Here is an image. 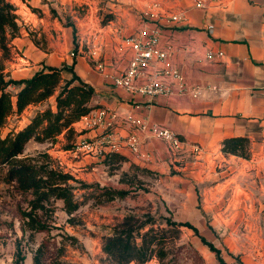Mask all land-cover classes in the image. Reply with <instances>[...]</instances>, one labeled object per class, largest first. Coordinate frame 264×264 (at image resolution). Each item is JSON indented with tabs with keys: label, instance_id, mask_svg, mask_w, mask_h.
I'll return each instance as SVG.
<instances>
[{
	"label": "crops",
	"instance_id": "crops-1",
	"mask_svg": "<svg viewBox=\"0 0 264 264\" xmlns=\"http://www.w3.org/2000/svg\"><path fill=\"white\" fill-rule=\"evenodd\" d=\"M198 1L204 2L205 7H196ZM157 3L160 19L154 25L161 34L159 47L172 48L168 63L180 71L186 93L146 98L127 93L107 78L121 74L133 56L124 37L139 36L145 26L137 20L132 6L121 9L123 23L119 21V26H113L115 29L108 26V33L96 38L97 41L89 37L75 39L71 27L58 28L54 22L55 38L49 33V23L34 14H30L29 25L20 24L18 35L11 39V56L3 64L7 79H29L48 67H72L95 89L92 112L107 111L105 122L98 126L87 127L85 118L73 124L78 139L75 144L84 139L98 140L108 129L114 133L113 141L102 146V155L56 152L60 167L67 164L66 154L79 159L74 162L76 167H95L94 171L123 158L118 161L121 172H129L131 167L156 172L158 167L231 169L243 167L244 162L257 164L264 157V0H158ZM171 13L182 14L185 22L165 25L161 18ZM41 39L45 45L40 43ZM96 45L102 50L105 75L98 73L90 62V53ZM163 66L158 64L159 69ZM168 85L176 91V84L168 82ZM195 90L199 93H194ZM40 106H28L20 117L31 116ZM128 117L172 130L182 140V149L175 151L168 143L139 133L129 125ZM130 135L139 137V155L128 147ZM230 138L249 139V160L222 152L224 140ZM194 147H199L200 153H195ZM259 171L257 167L255 173ZM100 180L110 181L111 176L96 178L97 182Z\"/></svg>",
	"mask_w": 264,
	"mask_h": 264
},
{
	"label": "rangeland",
	"instance_id": "rangeland-1",
	"mask_svg": "<svg viewBox=\"0 0 264 264\" xmlns=\"http://www.w3.org/2000/svg\"><path fill=\"white\" fill-rule=\"evenodd\" d=\"M8 1L16 7L19 26L29 25L30 14H34L49 23V33L55 38L54 22L58 28L75 29V39L89 37L94 41L108 33V26L115 29L113 26H119V21L123 23L121 9L132 6L137 20L145 23L143 13L158 0ZM11 35L7 31L5 39H0V67L11 56ZM41 42L46 43L43 39ZM62 77L69 80L72 75L63 71ZM9 90L16 93L15 88ZM56 96L57 93L52 100L40 103L31 116L20 117L23 112L12 114L0 132L1 138L21 131L39 111L49 108L56 111ZM63 134V139L57 138L54 145L30 141L23 156L46 153L57 162L56 152L70 151L78 140L76 132L69 139ZM66 155L67 164L61 169L89 186L84 188L70 182L75 199L81 202L72 216L75 224L67 222L69 216L64 204L57 200L53 203L51 218L49 213L45 215L50 227L35 234L24 231L23 227L22 213L29 208L31 194H23L14 184L7 183V167L0 166V264H14L17 249H21L25 257L23 264H33L34 254L41 245L43 264H114L103 253V240L127 215H137L142 220L148 215L153 218V228L159 239L157 253L144 264H220L200 236L221 251L226 264L239 261L264 264V157L257 164L244 162L243 167L231 169L158 167L156 172L131 167L129 172H121L118 160L113 161L114 166L94 171L95 167H76L74 162L79 159ZM250 158L251 153L246 160ZM257 167L260 171L255 173ZM107 175L111 176L110 181H96V178L106 179ZM104 190L114 195L112 200L102 196ZM118 191L127 194L120 197L116 194ZM186 222L197 228L199 235L187 227L170 224ZM148 229L149 226L145 231Z\"/></svg>",
	"mask_w": 264,
	"mask_h": 264
},
{
	"label": "trees",
	"instance_id": "trees-1",
	"mask_svg": "<svg viewBox=\"0 0 264 264\" xmlns=\"http://www.w3.org/2000/svg\"><path fill=\"white\" fill-rule=\"evenodd\" d=\"M32 11L35 12L36 9L32 8ZM15 12L16 7L12 3L0 0L1 40L5 39L7 31L11 32L12 38L18 35L20 26ZM52 13L55 15V11L52 10ZM63 71H67L72 77L69 80L63 79ZM10 88H15L16 93L13 94ZM56 93V111L51 108L39 111L21 131L11 133L4 139L0 136V166L7 167L5 180L14 184L17 191L32 196L28 202V210L22 213L24 231H30L32 234L44 232L50 227L45 215L49 213L51 218L54 211L53 203L57 200L64 204V211L69 216L67 222L74 225L75 219L72 216L79 210L81 202L75 199L74 187L70 182L79 183L84 188L89 186L65 173L46 153L31 157L23 156L26 145L32 140L54 145L63 133H66L69 139L75 132L73 124L94 110L91 102L96 92L74 72L72 67L68 68L65 65L61 68L48 67L24 80L7 79L3 73V66L0 67V132L12 114H21L28 106L40 104ZM249 146L248 138H230L224 140L222 152L248 159ZM66 149H69L68 146ZM120 160L123 158H119L118 161ZM108 164L110 167L114 166L113 161ZM104 191L102 196L112 200L114 195L107 190ZM116 194L124 197L127 193L118 191ZM146 218L142 220L137 215H127L113 228L112 233L103 240V253L107 259L114 264H144L157 253L159 239L153 228V218L149 215ZM170 224L187 227L199 235L198 229L188 222ZM148 226L149 229L145 231ZM200 239L216 254L220 264H226L219 249L205 238L200 236ZM42 255L41 245L34 254L33 264H43ZM24 260L21 249H17L14 264H23ZM238 264L244 263L239 261Z\"/></svg>",
	"mask_w": 264,
	"mask_h": 264
},
{
	"label": "built area",
	"instance_id": "built-area-1",
	"mask_svg": "<svg viewBox=\"0 0 264 264\" xmlns=\"http://www.w3.org/2000/svg\"><path fill=\"white\" fill-rule=\"evenodd\" d=\"M196 7H205L204 2L198 1ZM159 10L160 6L158 3L152 4L149 10L143 13L146 22L144 23V28L140 29L139 36L131 34L124 37L123 41L131 48L133 56L126 69L121 74L107 77L111 79L114 86L125 90L129 94L152 98L158 95L171 96L176 92L179 94L187 92L180 71L175 66L168 63L172 48L170 46L164 49L159 47L161 34L158 26L154 25V23L158 22L160 19ZM161 20L167 26L172 24H183L185 22V18L182 14L173 13L163 15ZM148 24H153L154 26L150 27ZM101 52L100 46H94L90 53V62L98 73L105 75L106 65L102 60ZM74 56L75 55L72 54V57ZM219 56H221V54H219ZM159 63L164 64L162 69L158 68ZM168 82L176 84V91L172 90ZM194 93L198 94L199 90H195ZM106 116V110L98 109L83 118L86 119L85 125L87 127H94L103 124ZM127 122L139 133L168 143L175 151H180L183 147L182 140L170 129L130 117H128ZM108 130L98 140L84 139L79 141L69 152L74 155H102V146L105 143H111L115 137L114 133ZM127 143L134 154H140V141L137 135H130ZM200 151L201 149L199 147H194L195 153H200Z\"/></svg>",
	"mask_w": 264,
	"mask_h": 264
}]
</instances>
